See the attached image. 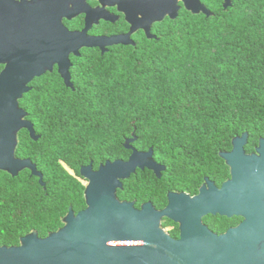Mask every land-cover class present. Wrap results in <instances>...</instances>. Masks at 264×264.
Segmentation results:
<instances>
[{
	"label": "trees",
	"instance_id": "obj_1",
	"mask_svg": "<svg viewBox=\"0 0 264 264\" xmlns=\"http://www.w3.org/2000/svg\"><path fill=\"white\" fill-rule=\"evenodd\" d=\"M213 10L206 16L183 9L158 41L104 60L90 85L77 84L70 92L69 103L29 110L30 117L44 119L40 132L55 145L52 156L39 159L44 166L63 157L78 170L85 145L105 147L116 134L122 156L123 132L136 126L161 155H170L174 172L166 185L178 188L191 181L196 160L205 168L231 147L233 137L247 131L254 145L264 136V0H234L228 9L216 1ZM53 165L45 175L53 182L47 191L35 190L26 172L0 174L1 244H18L32 230L46 236L63 225L71 205L82 206L73 174ZM140 175L126 182L134 191L130 198L161 201V190L152 184L156 177Z\"/></svg>",
	"mask_w": 264,
	"mask_h": 264
},
{
	"label": "water",
	"instance_id": "obj_2",
	"mask_svg": "<svg viewBox=\"0 0 264 264\" xmlns=\"http://www.w3.org/2000/svg\"><path fill=\"white\" fill-rule=\"evenodd\" d=\"M112 1L130 6L132 30L142 20L146 21L149 36L154 21L178 16L182 7L179 2L193 14L213 15L201 0ZM59 3L60 0L56 5ZM232 5L233 0H224L225 9ZM84 39V32H70L61 23L55 24L51 44L58 56L55 60L70 86H73L69 83L70 62L66 58L69 50L78 52ZM117 42L127 44L119 37L114 43ZM26 115L27 112L17 104L0 103V170L16 176L23 169L30 168L42 182L43 175L30 159L15 156L18 132L29 128L34 135L32 124L24 120ZM248 139L247 131L237 135L232 139V150L221 152L231 169L232 177L226 184L230 183V196L238 193L236 201L228 203L217 199V203L211 202L212 206L219 207L223 203L224 208L220 209L223 213L230 206L237 211L240 208L248 216V228L240 226L217 235L199 218H193L184 221L179 239L172 238L162 226V217L177 221L179 215L187 214L192 218L204 202L201 195L189 199L184 192H170L169 204L162 210L151 201L137 208L135 201L121 200L117 190L122 188V180L129 178L137 167L147 166L157 174L162 169L152 158L151 151L144 154L135 150L127 161H108L97 171L88 168L85 171L89 179L85 190L87 207L78 213L70 207L62 218L63 225L46 236L32 230L22 236L18 244L0 243V264H241L244 255L264 257V251L248 250L249 247L264 249V138L260 139L257 151L251 154L245 150ZM244 191L246 196L243 194L242 199ZM180 197H183L182 201Z\"/></svg>",
	"mask_w": 264,
	"mask_h": 264
},
{
	"label": "flooded vegetation",
	"instance_id": "obj_3",
	"mask_svg": "<svg viewBox=\"0 0 264 264\" xmlns=\"http://www.w3.org/2000/svg\"><path fill=\"white\" fill-rule=\"evenodd\" d=\"M216 1L224 7V0H201L213 14ZM57 3L58 0H0V103H7L12 106L17 104L27 112L24 120L32 124L34 135L29 128H23L18 132L15 156L18 159H30L36 165L37 171L43 175V181L40 182V176L32 174L30 168L23 169L16 176L4 170H0V174L4 175L5 178H13L26 172L34 177L35 190L41 188L42 191H47L53 182L47 179L45 175L54 168L53 163L58 164L65 172L72 173L75 182L82 188V206L77 210L72 205L70 206L75 213H78L87 207L85 190L89 184V179L86 177L85 171L88 168L90 171H97L108 161L129 160L135 150L144 154L151 151L152 158L162 168L160 173L157 174L147 166L145 168L137 167L129 178L122 180L123 186L117 190V195L121 200L135 201L137 208H140L143 203L151 201L158 210H162L169 204L170 192L176 194L184 192L188 194L189 199L201 195L200 198L203 200L204 206L201 204L202 208L197 209L192 214V218L188 217L187 214L185 216L179 215L180 219L177 221L167 216L162 217V226L175 239L181 237L184 221L193 218H199L203 225L217 235L225 234L240 226L248 228V216L242 213L240 208L237 211L234 206H230L223 213L220 212V209L224 208L223 203L220 204V207L211 205V202L217 203L218 200H225L228 203L235 202L238 196V193L230 196V183H226L232 177L231 169L221 156V152L232 150V144L229 149L220 150L217 159L210 160L205 168L202 164H196V160L193 164L194 170L191 171L194 181L192 178L191 181H181L178 183V188L166 185V181L172 178L174 172L171 167L172 161L169 160L170 155H161L150 135H143L137 131L136 126H133L131 130L129 126L123 132L122 156L117 155L118 136L116 134L114 135L115 140L105 147L85 145L81 150L82 161L79 163L78 170H73L63 157L58 162L52 161L50 167L44 166L39 159L44 155L51 154L50 156H52L55 145L40 132L41 121L44 119L37 116L30 117L29 110L50 109L56 104H60V101L69 103L70 92L77 91V84L87 83L86 85H90L93 81L92 76L100 73L104 60L113 59V54L118 50H130V47L135 49L139 45L145 46L155 40L158 41L167 22L177 21L185 9L182 2H179L182 7L178 16L174 19L166 16L162 20L154 21L151 24L149 36L146 32L147 22L144 20L132 30L130 6L128 8L118 1L60 0L59 5H56ZM56 23H61L70 32H84L85 39L82 41V46L78 48V52L69 50L66 58L70 62L69 83H72L73 86L67 84L66 78L60 71V64L55 60L58 56L54 53L51 42L53 41ZM118 37L122 38V41H126L127 44L114 43ZM130 41L133 43L130 44ZM61 58L64 57L61 56ZM58 93L60 97L55 96ZM262 138L264 136L259 137L254 145H249V135L245 145L246 152L255 153ZM196 157L198 156H195V159ZM139 174L143 176L153 174L156 177L152 184L161 190V201L151 199L138 201L136 197L130 198L134 191L130 192L131 189L126 185V182L128 180L133 181ZM8 188L12 189V187ZM45 193L47 194V192ZM243 194L246 196L245 191L242 193V199ZM122 195H126V197ZM225 195H227L226 198H224ZM182 200L183 197H180V201ZM10 212L15 215L16 210L11 209ZM248 250L251 252L264 251L260 247H249ZM241 264H264V257L253 254L244 255Z\"/></svg>",
	"mask_w": 264,
	"mask_h": 264
}]
</instances>
